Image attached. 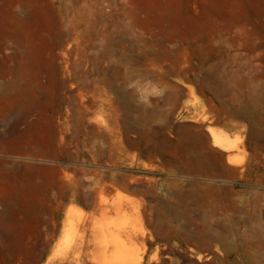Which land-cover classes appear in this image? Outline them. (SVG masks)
Instances as JSON below:
<instances>
[{
    "label": "rangeland",
    "instance_id": "rangeland-1",
    "mask_svg": "<svg viewBox=\"0 0 264 264\" xmlns=\"http://www.w3.org/2000/svg\"><path fill=\"white\" fill-rule=\"evenodd\" d=\"M0 264H264V0H0Z\"/></svg>",
    "mask_w": 264,
    "mask_h": 264
},
{
    "label": "bare ground",
    "instance_id": "bare-ground-1",
    "mask_svg": "<svg viewBox=\"0 0 264 264\" xmlns=\"http://www.w3.org/2000/svg\"><path fill=\"white\" fill-rule=\"evenodd\" d=\"M77 27V26H76ZM68 28V27H67Z\"/></svg>",
    "mask_w": 264,
    "mask_h": 264
}]
</instances>
